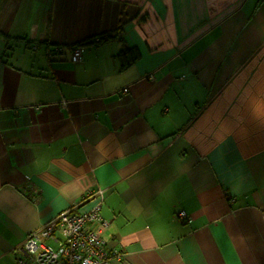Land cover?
Segmentation results:
<instances>
[{"label": "crops", "instance_id": "crops-1", "mask_svg": "<svg viewBox=\"0 0 264 264\" xmlns=\"http://www.w3.org/2000/svg\"><path fill=\"white\" fill-rule=\"evenodd\" d=\"M89 189L112 264H264V0H0V264Z\"/></svg>", "mask_w": 264, "mask_h": 264}, {"label": "built area", "instance_id": "built-area-1", "mask_svg": "<svg viewBox=\"0 0 264 264\" xmlns=\"http://www.w3.org/2000/svg\"><path fill=\"white\" fill-rule=\"evenodd\" d=\"M65 45L56 44L48 53H60ZM75 61L81 59L82 49L73 47ZM124 92L127 91L125 88ZM232 198V197H231ZM90 199L95 203L88 210L81 206ZM103 194L101 189H89L65 210L31 231L15 251L18 264H112V258L121 259L123 252L109 250L103 232L109 227V220L101 213ZM181 218L183 210L177 211ZM62 237H59L57 233ZM52 242H57L54 246Z\"/></svg>", "mask_w": 264, "mask_h": 264}, {"label": "trees", "instance_id": "trees-1", "mask_svg": "<svg viewBox=\"0 0 264 264\" xmlns=\"http://www.w3.org/2000/svg\"><path fill=\"white\" fill-rule=\"evenodd\" d=\"M105 39H107L106 36H101L99 39H97V42L105 40ZM117 56L123 59V62H122L123 67L127 65V60H129L127 58H131L130 59L131 61L134 60V56H132V54L130 53V50H127V49H122Z\"/></svg>", "mask_w": 264, "mask_h": 264}]
</instances>
